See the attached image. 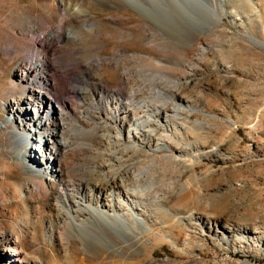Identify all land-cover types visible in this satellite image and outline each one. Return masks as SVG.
I'll return each instance as SVG.
<instances>
[{
	"label": "rangeland",
	"instance_id": "374dc122",
	"mask_svg": "<svg viewBox=\"0 0 264 264\" xmlns=\"http://www.w3.org/2000/svg\"><path fill=\"white\" fill-rule=\"evenodd\" d=\"M37 1L39 2L0 0V233H5L8 243L20 251L21 256H24L23 260L26 259L29 264H67V254L74 251L71 247L65 250L73 251H65L58 241L51 242L49 238L48 224L59 187L57 178L47 170L40 171L37 167L38 155L32 153L28 157L29 165L38 169L43 176L28 172L17 161L14 140L2 128L4 120L14 122L16 117L7 111V102L19 95L34 77L31 72L28 78L20 82L14 72L18 65L27 62L30 57L28 53L23 52L22 55L20 47L24 43L34 45L37 58L42 59L45 56V71L47 70L46 73L56 83H52L51 93L59 100L66 101L67 108L62 110L66 111V119L69 120L74 112L73 108L81 107L83 110L89 105L90 99L85 90L91 86L85 74L84 62L93 57V49L95 51L100 41H105V47L99 51L96 48L93 54L99 52L97 57L101 59L102 84L106 90H118L124 96H129L118 75L109 68L112 59H108L118 49H122L125 54H136L135 56L138 55L144 60L151 55H157L168 65L166 70H162V75L156 71L151 72L155 78H160L157 80L159 89L148 88L143 97L138 94L145 100L159 102L161 106L167 103L168 95L175 101L178 96L192 99L197 93L200 95L196 102L188 101L185 104L191 106L189 112L198 111L201 117L198 120L189 118L184 126L185 140L182 145L184 149L188 148V157L194 156L197 153L196 148L199 147V158L194 156V160L199 159V164L195 169L187 163L173 164L163 178L165 182H160V177H156L146 183L147 186H162L167 191L168 210L171 215L175 212L185 213L188 218L183 221L184 233L177 242L171 243L161 240L156 233L151 237L150 231L148 250L139 254V260L135 258L138 261L134 258L128 261H136L137 264L140 261L141 264H264V48L258 45V41H264V0H250L252 6H255L254 10L257 11L259 6L263 9L261 21L253 17L252 25L246 26L239 19L232 23L225 17L219 25L213 27L212 33L199 34L194 45L186 47L187 53L183 57L173 50L164 52L158 47L160 41L155 45L141 42L135 35L130 38L123 35L134 34L138 20L141 19H138L139 14L136 12L138 20L133 18V14L127 10L101 13L99 9V13L92 14L93 20L102 27L101 35L96 39L98 44L95 39L90 44L91 39L84 36L86 40L84 37V40L79 39V43H83L76 47L75 52L73 46L65 40L57 42L55 38L46 36L47 42L43 43L40 32L57 29L59 24L64 30L69 27V23L67 16L64 19L67 24L60 22ZM121 28L126 32L122 34ZM249 31H253L255 38L260 40L252 38ZM48 47L50 51L46 53ZM80 62L83 64H79ZM192 69L196 76L188 72ZM142 70L140 73L137 69L134 70L139 75L134 72L136 78L143 75ZM100 71L96 69L95 74L99 75ZM196 79L201 82L197 91L191 88ZM81 102L85 105L81 106ZM93 102L95 105L100 104L99 92H95ZM52 106H47L48 112L57 105ZM53 112V116L57 117L56 109ZM17 115L20 116L21 113L18 111ZM27 116L33 117L35 113L27 111ZM95 121H98L96 116ZM169 133L170 131H165L163 134L168 142H172L173 134L170 133V136ZM94 142L90 143L91 146L95 144L94 148L104 151V146L108 148L102 141V144ZM144 150L147 152L146 146ZM103 156L106 159L108 157L103 154L102 159H95L105 160ZM152 157L153 164L162 167L166 165L171 154L159 152ZM39 181L43 182L44 189L39 187ZM17 192L22 194V198ZM199 217L207 220V228H203L200 221L196 222ZM147 222V219H137L139 227L146 231L149 230ZM172 229L168 226L164 230L169 232ZM200 229L203 231L200 232ZM3 248L1 240L0 264H7ZM76 249L79 257L95 259L84 254L85 251L83 252L80 245ZM145 254L153 257L150 262L145 261Z\"/></svg>",
	"mask_w": 264,
	"mask_h": 264
},
{
	"label": "bare ground",
	"instance_id": "6f19581e",
	"mask_svg": "<svg viewBox=\"0 0 264 264\" xmlns=\"http://www.w3.org/2000/svg\"><path fill=\"white\" fill-rule=\"evenodd\" d=\"M38 3L45 6L49 13L54 14L60 22H63L67 16L69 23V27L64 30L61 28L63 26L57 23L59 24L57 29L40 32V40L43 43L47 42L46 36L55 38L57 42L65 40L71 47L73 46L74 51L79 44L83 43H79V39L84 36L91 39L90 44L94 42V39L96 43V39H99L101 35L102 27L93 20L92 14H97L99 9L101 13L127 10L128 13L133 14V18L137 19L138 16V19L139 17L141 19H137L138 24L134 34H123L126 31L121 28L123 35L128 38L135 35L141 42L155 45L160 41L158 47L164 52L173 50L182 57L186 49L194 45L199 34L212 33L213 27L219 25L225 17H228L232 23H235V19H239L241 23H246V26H251V18L261 21L260 17L263 15V9L257 5V11L254 10L255 6H252L253 3H250V0H39ZM28 32L30 34V31ZM252 32L250 35L255 38ZM255 40L260 39L255 38ZM104 43L103 41L96 43L97 51L105 47ZM258 43L263 49L264 41H258ZM20 51L22 55L28 53L30 57L27 62L15 68L17 78L21 82L28 78L31 72L34 77L29 78L30 81L24 90L6 104L7 111L16 116L14 119L17 123L4 120L2 128L6 129L8 132L6 133L14 140L17 161L28 172L42 177L41 169L47 170L57 178L59 187L54 197L48 233L51 242L58 241L64 250L67 247L74 249V251L71 249L72 253L67 254V264H137L139 254L148 250L147 240L150 231L151 237L153 233H156L163 241L177 242L179 236L184 233L183 221L188 217L183 212L174 214L172 212L173 215H171V211L168 210L167 191L162 186H147L146 183L156 177H160L161 182L173 164L187 163L193 169L199 164V159L194 160V156L199 158V147L196 148L197 153L194 156L188 157L186 152L188 148L184 149L182 145L185 140L184 126L189 122V118L198 120L201 117L198 111L189 112L191 106L185 104L188 101L196 102L200 95L198 96L196 92V96L194 95L192 99H183L178 96L177 101L168 95L167 103L161 106L159 102L148 101V98L145 100L142 97L148 88L159 89L157 80L160 78H155L151 72H164L162 70H166L168 65L157 55H151L144 60L138 55L135 56L136 54H125L122 49H118L108 59H112L109 68L118 75L129 96H124L118 90L108 91L102 84V63L98 58L99 52L93 54L95 53L93 49V57H89L84 62L86 70L84 73L88 76L87 80L91 86L89 89H84L90 99L89 105L83 110L81 107L79 109L72 107L74 112L67 120L66 111H64L67 108L66 101L59 100L51 93L52 83H56L46 73L47 70L45 71L47 61L45 56L42 59L37 58L35 46L28 43L22 44ZM48 51H50L49 47L46 53ZM96 69L101 70L99 75L95 74ZM136 69L137 72L143 69L144 78H142L143 75L140 76L142 79L135 77ZM194 69L188 72L196 76ZM137 76H139L138 73ZM191 86L197 91L201 82L196 79ZM53 89L55 93V88ZM95 92H99L102 106L95 105L93 102ZM55 104L57 108L54 107ZM82 104L81 102L80 105ZM51 105L54 108L48 112L47 108ZM54 109H56L57 117L53 116ZM18 111L21 113L20 116L17 115ZM27 111H33L35 116H27ZM95 116L98 121H95ZM165 131L173 134L172 142L167 141ZM9 135H7L8 138ZM94 141L99 144H102L101 141L105 143L108 148L104 146L105 144L103 146L107 153L104 149L94 148L95 144L94 147L91 146L90 143ZM145 146L147 152L144 150ZM159 152L171 154L166 165L162 167H156L157 164L156 166L153 164L152 156ZM31 153L38 155L37 167L40 171L30 167L28 157ZM103 154L108 156L107 159L103 156L105 160H101ZM97 157L101 159H95ZM163 181L165 182V179ZM48 184L51 185V183ZM39 185L43 188V182L39 181ZM17 193L22 198V194ZM139 217L148 220V231L139 227L137 223ZM199 221L203 223V228H207V220L199 217L196 222ZM168 226L173 229L166 232L164 229ZM201 231L203 230L200 229ZM1 240L4 244V259L7 264L15 262L29 264L26 259L23 260L24 256H21L20 251L8 243L9 239L7 241L5 233H0ZM79 245L83 252L85 251L84 254H89L95 259H87L88 257H83L81 253L82 257H79L76 251V246ZM65 251L68 252L69 249ZM131 258L138 260L128 261ZM152 258L146 255L145 261L150 262Z\"/></svg>",
	"mask_w": 264,
	"mask_h": 264
}]
</instances>
